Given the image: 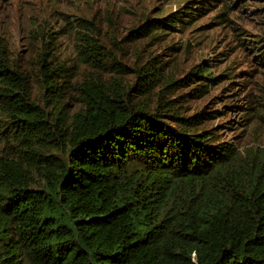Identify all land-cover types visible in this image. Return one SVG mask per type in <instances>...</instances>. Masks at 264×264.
Wrapping results in <instances>:
<instances>
[{"label":"trees","instance_id":"16d2710c","mask_svg":"<svg viewBox=\"0 0 264 264\" xmlns=\"http://www.w3.org/2000/svg\"><path fill=\"white\" fill-rule=\"evenodd\" d=\"M200 3L221 8L215 25L229 21L233 0ZM181 14L179 28L195 23L179 10L131 32L176 30ZM34 33L43 89L57 102L59 81L76 73L54 59L52 32ZM77 39L83 64L115 69L97 41ZM9 55L0 39V264H264V147L240 150L193 132L197 117L165 116L163 93L175 82L152 61L134 72L142 100L129 97L133 85L86 79L67 121L41 110ZM188 76L213 81L206 63Z\"/></svg>","mask_w":264,"mask_h":264},{"label":"rangeland","instance_id":"374dc122","mask_svg":"<svg viewBox=\"0 0 264 264\" xmlns=\"http://www.w3.org/2000/svg\"><path fill=\"white\" fill-rule=\"evenodd\" d=\"M233 4L229 21L215 25L221 8L207 7L200 0H0V39L9 47L11 62L25 74L32 99L45 113L62 111L68 121L81 108L76 86L86 79L109 88L133 85L129 97L142 100L134 87V72L152 61L159 74L175 82L163 93L170 103L165 116L197 117L192 120L193 132H209L240 150L263 148L264 0H233ZM179 10L194 13L195 23L179 28V22L188 20L181 14L173 24L176 30L152 36L131 32ZM36 28L52 32L54 59L72 65L76 73L59 81L57 102L43 89ZM75 30L80 33L75 35ZM81 34L97 41L102 54L113 57L114 70L98 74L80 61L77 36ZM204 63L213 81L188 76L193 67ZM164 86L154 89L149 103L156 102ZM167 120L176 125L174 119ZM178 124L183 126L181 121Z\"/></svg>","mask_w":264,"mask_h":264}]
</instances>
